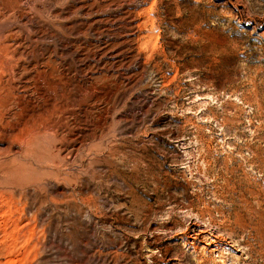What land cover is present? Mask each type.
<instances>
[{
  "label": "rangeland",
  "instance_id": "1",
  "mask_svg": "<svg viewBox=\"0 0 264 264\" xmlns=\"http://www.w3.org/2000/svg\"><path fill=\"white\" fill-rule=\"evenodd\" d=\"M263 156L264 0H0V264H264Z\"/></svg>",
  "mask_w": 264,
  "mask_h": 264
},
{
  "label": "bare ground",
  "instance_id": "2",
  "mask_svg": "<svg viewBox=\"0 0 264 264\" xmlns=\"http://www.w3.org/2000/svg\"><path fill=\"white\" fill-rule=\"evenodd\" d=\"M148 2V1H147ZM150 3V2H149ZM149 8V7H148ZM168 12V11H167ZM150 24V23H149ZM3 37H5V35L3 36ZM2 37V38H3ZM149 40V39H148ZM7 41V40H6ZM150 43V42H149ZM157 43V42H156ZM142 44V43H141ZM152 44V43H151ZM144 46V45H143ZM145 47V46H144ZM8 54V53H7ZM9 55V54H8ZM12 59V58H11ZM20 59V58H19ZM15 64V63H14ZM18 65V64H17ZM13 67V66H12ZM9 69V68H8ZM12 69V68H11ZM3 70V69H2ZM5 72V71H4ZM257 150H258V148H257ZM256 150V151H257ZM253 151V150H252ZM259 152V151H258ZM252 153V152H251ZM261 153V152H260ZM129 154V153H128ZM135 154V153H134ZM253 154H254V152H253ZM252 154V155H253ZM254 155H256V153L254 154ZM258 156V155H257ZM262 156V155H261ZM139 157V156H138ZM141 157H143V156H141ZM251 157V156H250ZM264 157V156H263ZM141 159V158H140ZM249 159V158H248ZM258 159V158H257ZM261 159H262V157H261ZM264 159V158H263ZM260 160V159H259ZM254 161V160H253ZM256 161V160H255ZM261 161H263L264 162V160H261ZM251 163V162H250ZM258 164V163H257ZM260 164V163H259ZM262 164V163H261ZM264 164V163H263ZM251 165H253V163L251 164ZM261 166V165H260ZM264 166V165H263ZM260 170V169H259ZM251 177H253V176H251ZM255 178V177H254ZM238 184V183H237ZM251 185V184H250ZM239 189V188H238ZM242 189V188H241ZM247 193V192H246ZM245 194V193H244ZM251 194V193H250ZM257 194V193H256ZM260 194V193H259ZM241 195V194H240ZM245 196V195H244ZM252 196V195H251ZM255 196V195H254ZM260 196V195H259ZM242 197V196H241ZM257 198V197H256ZM263 198H264V196H263ZM245 199V198H244ZM252 199V198H251ZM237 200H241V199H237ZM250 201V200H249ZM249 201H248V203H249ZM246 202V201H245ZM261 202V201H260ZM260 202H259V204H260ZM243 203V202H242ZM252 202H250V204H251ZM254 203V202H253ZM247 204V203H246ZM249 204V205H250ZM262 204V203H261ZM240 205V204H239ZM248 205V204H247ZM252 207V206H251ZM252 209V208H251ZM263 210V209H262ZM254 211V210H253ZM236 213V212H235ZM262 217V216H261ZM250 220V219H249ZM241 222V221H240ZM243 222V221H242ZM256 227V226H255ZM255 229V228H254ZM262 229V228H261ZM243 230V229H242ZM246 230V229H245ZM259 231H260V229H259ZM262 232H264V231H262ZM262 235H263V233H262ZM256 236H258V235H256ZM260 236V235H259ZM261 239V238H260ZM205 240V239H204ZM248 241V240H247ZM209 242V241H208ZM193 243V242H192ZM191 244V243H190ZM251 244V243H250ZM193 245V244H192ZM260 246V245H259ZM188 248V247H187ZM202 249V248H201ZM224 249V248H223ZM187 250V249H186ZM209 251V250H208ZM192 252V251H191ZM194 252V251H193ZM204 252V251H203ZM223 254V253H222ZM220 255V254H219ZM211 256H212V254H211ZM210 256V257H211ZM224 256V255H223ZM158 257V256H157ZM187 257V256H186ZM222 257V256H221ZM194 258V257H193ZM197 259V258H196ZM224 260V259H223ZM205 261V260H204ZM200 262V261H199ZM198 263V262H197ZM214 263V262H213ZM220 263V262H219ZM216 264V263H215ZM236 264V263H235Z\"/></svg>",
  "mask_w": 264,
  "mask_h": 264
}]
</instances>
